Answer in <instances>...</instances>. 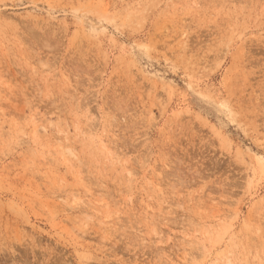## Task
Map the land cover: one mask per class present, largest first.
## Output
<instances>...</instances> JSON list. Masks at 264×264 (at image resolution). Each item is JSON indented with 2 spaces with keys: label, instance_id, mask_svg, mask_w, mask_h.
Listing matches in <instances>:
<instances>
[{
  "label": "rangeland",
  "instance_id": "1",
  "mask_svg": "<svg viewBox=\"0 0 264 264\" xmlns=\"http://www.w3.org/2000/svg\"><path fill=\"white\" fill-rule=\"evenodd\" d=\"M0 264H264V0H0Z\"/></svg>",
  "mask_w": 264,
  "mask_h": 264
}]
</instances>
